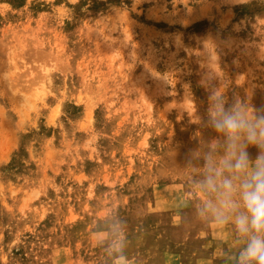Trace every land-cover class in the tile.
Masks as SVG:
<instances>
[{
    "label": "rangeland",
    "instance_id": "rangeland-1",
    "mask_svg": "<svg viewBox=\"0 0 264 264\" xmlns=\"http://www.w3.org/2000/svg\"><path fill=\"white\" fill-rule=\"evenodd\" d=\"M264 264V0H0V264Z\"/></svg>",
    "mask_w": 264,
    "mask_h": 264
},
{
    "label": "crops",
    "instance_id": "crops-1",
    "mask_svg": "<svg viewBox=\"0 0 264 264\" xmlns=\"http://www.w3.org/2000/svg\"><path fill=\"white\" fill-rule=\"evenodd\" d=\"M177 264H181L180 257H177Z\"/></svg>",
    "mask_w": 264,
    "mask_h": 264
}]
</instances>
